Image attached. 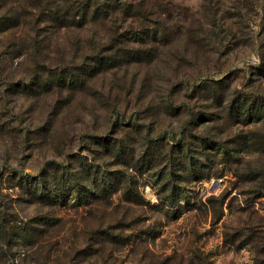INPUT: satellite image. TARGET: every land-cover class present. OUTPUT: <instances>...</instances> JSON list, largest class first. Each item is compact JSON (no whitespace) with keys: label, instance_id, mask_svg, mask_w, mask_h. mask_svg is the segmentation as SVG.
Listing matches in <instances>:
<instances>
[{"label":"rangeland","instance_id":"1","mask_svg":"<svg viewBox=\"0 0 264 264\" xmlns=\"http://www.w3.org/2000/svg\"><path fill=\"white\" fill-rule=\"evenodd\" d=\"M0 187L5 264H264V0H0Z\"/></svg>","mask_w":264,"mask_h":264},{"label":"trees","instance_id":"2","mask_svg":"<svg viewBox=\"0 0 264 264\" xmlns=\"http://www.w3.org/2000/svg\"><path fill=\"white\" fill-rule=\"evenodd\" d=\"M16 18L6 19L2 22V25L4 23V27H7V25H10L13 23V21ZM105 65V64H103ZM87 71V70H86ZM93 70H91L92 72ZM64 84H76L79 81L74 80H64L62 81ZM246 112V110H245ZM251 117V116H250ZM225 158H228V153L223 152ZM227 156V157H226ZM47 181L45 175L39 176L37 178H32L29 176L23 175L20 177L19 182L16 184V187L21 189L22 191H27L30 195L34 196L35 199L47 202V203H57L59 199L62 201L68 200L69 197H72L73 192H75V189H77L78 193V200L84 201L86 203V206L90 204V199H88V195L83 192V186L81 185L79 180L73 179L72 182H68V186L65 187H56L55 190L58 191V194L55 192V190L47 189L45 187V182ZM41 188V190H39ZM45 188V189H44ZM41 191V192H39ZM91 195H94L90 192ZM3 196V192L0 187V198ZM19 216L15 213L13 206H9L7 203L6 205H3L0 201V242L4 241L9 243L11 240H13V234L16 232V235H18L19 239L23 241L24 245H30L34 244L39 235L41 234V230L35 228L30 223H25L24 221L21 222L22 226L17 225V221L19 220ZM3 247H0V253L2 252ZM3 253V252H2ZM1 253V255H2ZM0 264H5V262H0Z\"/></svg>","mask_w":264,"mask_h":264}]
</instances>
